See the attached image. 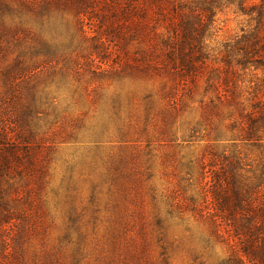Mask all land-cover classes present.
Wrapping results in <instances>:
<instances>
[{
	"label": "rangeland",
	"instance_id": "1",
	"mask_svg": "<svg viewBox=\"0 0 264 264\" xmlns=\"http://www.w3.org/2000/svg\"><path fill=\"white\" fill-rule=\"evenodd\" d=\"M64 19L70 27L58 33V50L66 60L39 59L37 70L15 81V108L32 92L41 99L39 118L30 119L35 142H42L44 176L20 203L28 224L22 247L14 243L16 222L3 230L0 264H222L229 248L206 215L205 183L225 158L249 171L264 157V143L243 142L239 126V110L252 111L264 76L236 68L232 102L220 98L209 78L226 62L236 66L237 53L227 45L250 30L248 18L219 12L209 57L197 77L186 78L162 56L148 68L136 42L97 44L90 21L83 34L73 15ZM3 45L1 97L8 90L5 70L32 63L16 62L23 42L8 38Z\"/></svg>",
	"mask_w": 264,
	"mask_h": 264
},
{
	"label": "trees",
	"instance_id": "2",
	"mask_svg": "<svg viewBox=\"0 0 264 264\" xmlns=\"http://www.w3.org/2000/svg\"><path fill=\"white\" fill-rule=\"evenodd\" d=\"M228 9L248 18L250 30L227 45L237 53L236 66L226 62V67L215 69L219 76L213 78L212 74L209 82L214 81L210 87L220 90L221 99L232 102L236 98V68L264 76V0H16L15 5L0 0V53L5 51V39L16 38L24 44L16 62H32L31 66L5 70L8 90L0 96V237L5 226L14 221L21 227L14 243L22 247L28 224L20 203L42 187L44 176L39 165L42 142H35L37 135L30 119L39 118L41 99L32 92L22 107L15 108L11 104L16 95L15 81L37 70L39 59L66 60L67 55L58 50V33L70 27L65 15H73L76 30L83 34L86 20L90 21V26H95L91 39L97 44L136 42L148 68L154 67L153 58L162 56L172 65L174 74L186 78L197 77L209 57L207 42L217 33L216 16ZM255 93L252 111L239 110V126L241 140L258 145L264 143V108L259 98L264 97V78L256 84ZM201 165L202 176L206 177ZM15 173L22 184L13 180ZM211 173V180L205 183L204 208L218 238L229 248L222 264H264V157L249 171L241 160L225 158ZM248 173L250 177L245 176ZM12 192L18 198H12ZM221 227L224 234L219 232Z\"/></svg>",
	"mask_w": 264,
	"mask_h": 264
}]
</instances>
